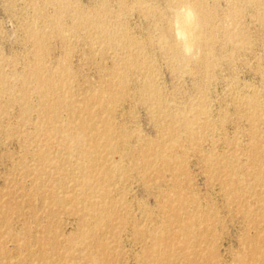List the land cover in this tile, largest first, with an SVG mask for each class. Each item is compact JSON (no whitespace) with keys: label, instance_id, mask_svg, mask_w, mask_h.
Masks as SVG:
<instances>
[{"label":"rangeland","instance_id":"obj_1","mask_svg":"<svg viewBox=\"0 0 264 264\" xmlns=\"http://www.w3.org/2000/svg\"><path fill=\"white\" fill-rule=\"evenodd\" d=\"M191 2L0 0V264H264V0Z\"/></svg>","mask_w":264,"mask_h":264},{"label":"bare ground","instance_id":"obj_2","mask_svg":"<svg viewBox=\"0 0 264 264\" xmlns=\"http://www.w3.org/2000/svg\"><path fill=\"white\" fill-rule=\"evenodd\" d=\"M137 1V0H136ZM178 1H180V3L184 6V9L181 11V12H178L177 13V17H178V20H179V23H180V25H179V28H180V32L179 33H182V35L184 36V38H185V44H186V46H188L189 47V45L191 44L192 45V42L194 41V39H196L197 38V36L198 35H200V33L198 32V33H196L197 35H196V38H195V32H194V25H195V22H196V20H195V8H196V5H195V3H193V2H191V0H178ZM138 3V2H137ZM46 4V3H45ZM79 9V8H78ZM176 13V12H175ZM75 14V13H74ZM77 20H78V17H77V14L74 16V24H75V26H78V27H80V24L77 22ZM91 20V19H90ZM96 20V19H95ZM177 20V21H178ZM82 23V22H81ZM32 24V23H31ZM229 24V23H228ZM74 26V27H75ZM82 26V25H81ZM75 29V28H74ZM179 31V30H178ZM64 34V33H63ZM183 38V37H182ZM241 42V41H240ZM40 44V43H39ZM142 45V44H141ZM198 54V53H197ZM134 65H135V62H132ZM120 77V76H119ZM124 78H125V76H124ZM123 77H120V78H118L119 79V82L116 84V87L118 88V90L120 91H122L124 88H125V85L124 84H126L125 83V79H124ZM117 79V80H118ZM127 87V86H126ZM126 90V89H125ZM99 93H101V91L99 92ZM104 94V93H103ZM106 94H108V93H106ZM115 94V93H114ZM123 94V93H122ZM97 95H98V92H97ZM97 95H95V99H96V101H94V102H96V103H98V105L99 106H101V107H103V108H108L107 106H108V102L109 101H107L106 99H103L104 98V96H103V98H102V96H100V97H97L96 98V96ZM120 95V94H119ZM114 95H112V97H113ZM48 97V96H47ZM115 97H116V95H115ZM113 99V98H112ZM112 99H110V100H112ZM93 102V101H92ZM110 103V102H109ZM46 106V105H45ZM46 109V108H45ZM44 113V112H43ZM89 114V116H88V118H91V113H88ZM202 117V116H201ZM89 119H85V121H84V123H83V125H84V127H88V124H89ZM106 127V126H105ZM108 127V126H107ZM111 128V127H110ZM111 132H112V130H111ZM190 132V131H189ZM6 134V133H5ZM110 135V134H109ZM107 138H109V137H107ZM112 138V137H111ZM109 142H111V140H109ZM112 143V142H111ZM111 147H112V145H111ZM113 150H114V148H112ZM112 152V151H111ZM147 161V160H146ZM114 165V164H113ZM180 175V174H179ZM116 176V175H115ZM83 199V198H82ZM55 204V203H54ZM205 208V207H204ZM242 209V208H241ZM241 214V213H240ZM243 214V213H242ZM103 217V216H102ZM96 220V219H95ZM248 236V235H247ZM18 253V252H17ZM16 257V256H15ZM251 258V257H250ZM14 259V258H13ZM22 261V260H21Z\"/></svg>","mask_w":264,"mask_h":264}]
</instances>
